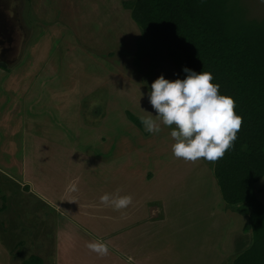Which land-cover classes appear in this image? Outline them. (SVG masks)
<instances>
[{"label": "rangeland", "instance_id": "obj_1", "mask_svg": "<svg viewBox=\"0 0 264 264\" xmlns=\"http://www.w3.org/2000/svg\"><path fill=\"white\" fill-rule=\"evenodd\" d=\"M120 1L0 0L3 69L12 67L14 73L22 75L24 69L14 65L27 47H34L32 40L46 25L60 30L56 45L45 41L47 61L32 77L33 84L23 99V174L18 180L0 170V250L4 255L0 259H8L9 264H21L30 255L41 258V264H53L55 220L63 213L71 215L69 199L80 200V206L91 214L89 201L98 202L100 213L108 211L105 215L109 218L111 207L92 199L99 187L98 198L117 190L120 195H131L133 203L128 208L138 204L154 210L160 205L156 204L160 203L158 195L165 193L171 199L170 208L179 202L188 207L187 212L201 209L199 219L208 215L206 201L191 198L197 191H208L198 177L200 171L196 173L197 161L186 162L172 154L170 132L174 126L161 125L160 133L150 134L142 124L127 118V113L138 119L145 112L155 116L149 102L151 84L161 75L169 81L180 78L160 43L147 45L142 41L135 56L139 30L132 23L123 34L120 14L124 18L126 14ZM236 1L243 18L264 19V0ZM124 37L129 40L136 66L131 57L125 56L127 47L122 49L120 41ZM42 39L41 35L36 42ZM98 51L111 54L98 55ZM116 66L121 67V73ZM198 161L210 168V162ZM153 173L154 181L149 180ZM209 178L219 195L212 175ZM75 180L79 190L67 191ZM179 183L191 187L190 197L174 190ZM25 184L27 187H23ZM253 187L256 198L264 204V176ZM223 209H227L225 205ZM81 222L85 225L84 220Z\"/></svg>", "mask_w": 264, "mask_h": 264}, {"label": "crops", "instance_id": "obj_2", "mask_svg": "<svg viewBox=\"0 0 264 264\" xmlns=\"http://www.w3.org/2000/svg\"><path fill=\"white\" fill-rule=\"evenodd\" d=\"M35 1L41 2V0ZM122 1L119 3L122 4ZM39 6L42 7V3ZM120 8L126 14V18L120 14L124 34V29L132 26L133 21L130 22L127 9L122 5ZM133 25L136 27L134 23ZM52 26H45L36 39L32 40L34 47H27L20 56V60L14 65L15 68L24 69L22 75L14 73L11 70L12 67L6 70L3 69L4 66H0V138L5 137L0 140V170L18 180L23 174L22 103L33 84L32 77L39 73L47 61L45 41L50 40L56 45L55 40L59 38L60 30L53 29ZM41 35L43 37L41 43L36 42ZM84 44L91 47L86 41ZM120 44L122 49L127 47L126 58L131 57L129 40L124 37ZM113 50L114 47L110 52ZM110 52L98 51L97 54L109 56ZM42 57L44 61L40 62ZM119 57L121 59L120 55ZM116 67L121 73V67ZM195 169L196 173L197 170L200 171L198 177L205 182L208 191L200 194L197 191V195H192L191 198L198 197L206 201L205 210L208 211V215L204 214V218H197L198 210L201 209H197V212H187L188 210L185 209L188 207L179 202H177L178 206L173 205L170 208L171 199L168 195H164V191L163 196L158 195L157 200L160 203L156 204L160 205L154 206L156 207L154 210H151L148 205L143 207L138 204L122 211L108 208L112 211L109 218L105 215L109 214L108 211L100 213V209L96 206L98 202L89 201L88 207L93 211L91 214L88 210L85 212V208L80 206V200L69 199L70 205L67 209L71 215L63 213V215H57L55 220L53 264H224L225 262L230 264L232 257L246 248L250 242L249 233L240 229L245 218L243 213L223 209L220 194L218 195L209 178L211 171L207 169L204 162L197 161ZM171 170L175 172L176 169ZM154 176L153 173V178L149 180L154 181ZM23 187H27V184ZM99 188L96 191L98 194ZM190 189L191 187H184L179 183L174 190L179 191L182 196L190 197ZM98 194L96 193L92 199L99 200ZM80 220H84L85 225ZM97 239L108 243V256L100 257L87 249L86 244ZM2 254L0 250V256L4 257ZM0 264H9V261L8 259L3 261L1 258Z\"/></svg>", "mask_w": 264, "mask_h": 264}, {"label": "trees", "instance_id": "obj_3", "mask_svg": "<svg viewBox=\"0 0 264 264\" xmlns=\"http://www.w3.org/2000/svg\"><path fill=\"white\" fill-rule=\"evenodd\" d=\"M122 6L139 30L135 56L142 41L160 43L181 80L184 68L210 72L220 94L235 100L242 129L234 147L209 169L225 207L244 214L241 230L250 236L231 264H264V204L253 187L264 176V19L243 18L236 0H127ZM127 118L141 124L130 113ZM40 263L35 255L21 262Z\"/></svg>", "mask_w": 264, "mask_h": 264}, {"label": "clouds", "instance_id": "obj_4", "mask_svg": "<svg viewBox=\"0 0 264 264\" xmlns=\"http://www.w3.org/2000/svg\"><path fill=\"white\" fill-rule=\"evenodd\" d=\"M183 71L187 74L183 80L169 81L161 75L151 84L149 102L156 115L142 110L146 115L140 117L141 124L150 134L160 133L161 125L174 126L170 136L174 141L171 150L175 158L216 163L234 147L243 118L236 114L235 100L220 94V85L212 82V73H196L188 68ZM78 190V180L67 186L69 192ZM132 203V196L120 195L119 190L100 197V204L114 211L127 209ZM86 247L97 256L109 255L105 241L91 240Z\"/></svg>", "mask_w": 264, "mask_h": 264}, {"label": "water", "instance_id": "obj_5", "mask_svg": "<svg viewBox=\"0 0 264 264\" xmlns=\"http://www.w3.org/2000/svg\"><path fill=\"white\" fill-rule=\"evenodd\" d=\"M0 66H4V64L3 63H0Z\"/></svg>", "mask_w": 264, "mask_h": 264}, {"label": "flooded vegetation", "instance_id": "obj_6", "mask_svg": "<svg viewBox=\"0 0 264 264\" xmlns=\"http://www.w3.org/2000/svg\"><path fill=\"white\" fill-rule=\"evenodd\" d=\"M0 63H3L4 64V62H2V61Z\"/></svg>", "mask_w": 264, "mask_h": 264}]
</instances>
